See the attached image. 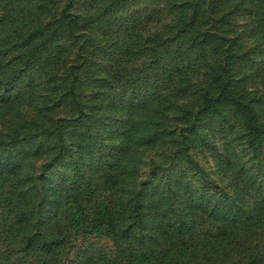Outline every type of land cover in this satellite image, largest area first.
Returning <instances> with one entry per match:
<instances>
[{
	"label": "rangeland",
	"instance_id": "374dc122",
	"mask_svg": "<svg viewBox=\"0 0 264 264\" xmlns=\"http://www.w3.org/2000/svg\"><path fill=\"white\" fill-rule=\"evenodd\" d=\"M0 264H264V0H0Z\"/></svg>",
	"mask_w": 264,
	"mask_h": 264
},
{
	"label": "trees",
	"instance_id": "16d2710c",
	"mask_svg": "<svg viewBox=\"0 0 264 264\" xmlns=\"http://www.w3.org/2000/svg\"><path fill=\"white\" fill-rule=\"evenodd\" d=\"M233 104H235L237 107H240V109L242 108L243 111H247L246 107L243 105V103L239 100L238 96L234 93V92H230L229 93V96L227 97ZM246 114V116H248L247 118V121H250L252 123L256 122L255 120V113H251L252 115H250L249 113L247 114V112H244ZM207 208H204V210H206ZM214 211V210H213ZM211 210V214H215ZM215 211H218V210H215ZM218 216V214L215 215V217ZM227 216V215H225ZM54 242H57V241H50V243H46V247H48L49 249L52 248Z\"/></svg>",
	"mask_w": 264,
	"mask_h": 264
}]
</instances>
